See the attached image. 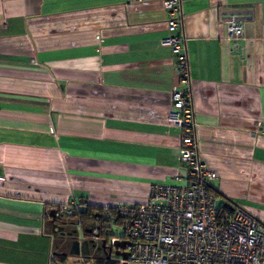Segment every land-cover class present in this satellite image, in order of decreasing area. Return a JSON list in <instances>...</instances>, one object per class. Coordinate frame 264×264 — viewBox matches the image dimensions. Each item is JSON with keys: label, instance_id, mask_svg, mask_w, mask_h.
<instances>
[{"label": "crops", "instance_id": "crops-1", "mask_svg": "<svg viewBox=\"0 0 264 264\" xmlns=\"http://www.w3.org/2000/svg\"><path fill=\"white\" fill-rule=\"evenodd\" d=\"M180 2L199 158L264 225V0ZM166 18L163 0H0V264H50L57 204L141 203L184 175Z\"/></svg>", "mask_w": 264, "mask_h": 264}, {"label": "built area", "instance_id": "built-area-1", "mask_svg": "<svg viewBox=\"0 0 264 264\" xmlns=\"http://www.w3.org/2000/svg\"><path fill=\"white\" fill-rule=\"evenodd\" d=\"M163 5L167 33L161 44L175 58L177 80L188 84L184 90L173 85L168 115L180 132L179 158L185 173L175 176L171 184H150L141 203L104 208V218L121 221V232L110 238L109 247L114 251L116 242H126V263L134 264H264V225L239 206L218 205L209 191L216 176L198 155L189 62L184 35L179 32L181 2L163 0ZM221 21L228 37L243 35L235 13L221 16ZM82 205L70 200L52 209L55 217L70 216Z\"/></svg>", "mask_w": 264, "mask_h": 264}, {"label": "trees", "instance_id": "trees-1", "mask_svg": "<svg viewBox=\"0 0 264 264\" xmlns=\"http://www.w3.org/2000/svg\"><path fill=\"white\" fill-rule=\"evenodd\" d=\"M209 191L216 198L224 197L218 190H216L212 186L209 187ZM222 204L226 205L227 207L231 206V203L228 202V200L224 201ZM106 207L108 206L99 207L86 203L80 206L74 214L70 216H62L56 218L64 221L67 220L68 222H66V225L74 221L75 224L82 227V231L84 235H88L87 233L94 231L95 235L97 236V239L100 242V245L102 246V243L105 242L107 247L109 246L110 238L113 236V234L109 232L110 226H119L121 221L120 218H116V217H114L113 219L104 218L103 210ZM53 247L55 248V251L53 252V254H51L50 264H65L64 262L66 260V254L58 250L56 240L53 242ZM120 259L121 258L117 256L105 257L104 255V257L102 258L96 257V262L98 264H114V263L123 264V262Z\"/></svg>", "mask_w": 264, "mask_h": 264}, {"label": "rangeland", "instance_id": "rangeland-1", "mask_svg": "<svg viewBox=\"0 0 264 264\" xmlns=\"http://www.w3.org/2000/svg\"><path fill=\"white\" fill-rule=\"evenodd\" d=\"M221 203L222 201L220 200V198H217V204L220 205ZM71 229H74L75 231V233L72 235L73 242L72 240H69L68 238H66L65 235L60 236L59 234H56L55 236L58 250L66 254L68 264H84V263H80V261L91 259L92 257H99V258L104 257L105 252H103L104 250L102 251L100 249L101 245L94 231L87 233L88 235H84L82 231V227L75 224L74 221L66 225L65 231H70ZM109 232L117 236L120 234L121 229L119 226H110ZM88 240H91V241H88ZM79 241H82V242L88 241L87 242V248L89 250V252L87 253L88 258H86L87 254L84 253L85 250L80 248L82 244L77 243V247L73 245L74 242H79ZM114 264H121V263H114Z\"/></svg>", "mask_w": 264, "mask_h": 264}, {"label": "water", "instance_id": "water-1", "mask_svg": "<svg viewBox=\"0 0 264 264\" xmlns=\"http://www.w3.org/2000/svg\"><path fill=\"white\" fill-rule=\"evenodd\" d=\"M83 244L85 243H87V241H84V242H82ZM73 245L75 246V247H77V242H74L73 243ZM125 245H126V242H116L115 244H114V247H115V249H116V251H111L110 250V247H108L109 249H108V254H112V255H115V256H117V257H119V258H121L122 260H123V264H125L126 263V252L125 251H123V249H124V247H125ZM103 249H106L107 247H106V244H105V242H103L102 243V246H101ZM120 249H122V250H120ZM110 257V256H109Z\"/></svg>", "mask_w": 264, "mask_h": 264}, {"label": "flooded vegetation", "instance_id": "flooded-vegetation-1", "mask_svg": "<svg viewBox=\"0 0 264 264\" xmlns=\"http://www.w3.org/2000/svg\"><path fill=\"white\" fill-rule=\"evenodd\" d=\"M69 234L66 236V238H68L69 240H72V235L75 233V231H74V229H71L69 232H68ZM72 242H73V240H72ZM109 246H107V248L106 249H103L104 250V252H106L107 253V255L108 256H112V257H116L115 255H110V254H108V248ZM110 250L112 251V249L110 248ZM120 250H122V249H120ZM114 251H116V249L114 250Z\"/></svg>", "mask_w": 264, "mask_h": 264}]
</instances>
